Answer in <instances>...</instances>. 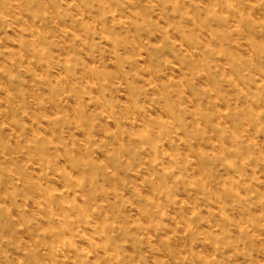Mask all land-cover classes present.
I'll return each instance as SVG.
<instances>
[{"label": "rangeland", "instance_id": "374dc122", "mask_svg": "<svg viewBox=\"0 0 264 264\" xmlns=\"http://www.w3.org/2000/svg\"><path fill=\"white\" fill-rule=\"evenodd\" d=\"M0 264H264V0H0Z\"/></svg>", "mask_w": 264, "mask_h": 264}]
</instances>
